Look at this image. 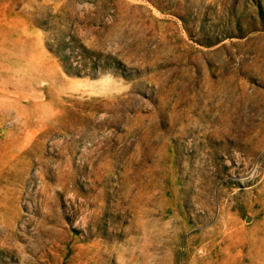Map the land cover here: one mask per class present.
I'll use <instances>...</instances> for the list:
<instances>
[{
    "label": "rangeland",
    "instance_id": "rangeland-1",
    "mask_svg": "<svg viewBox=\"0 0 264 264\" xmlns=\"http://www.w3.org/2000/svg\"><path fill=\"white\" fill-rule=\"evenodd\" d=\"M0 264H264V0H0Z\"/></svg>",
    "mask_w": 264,
    "mask_h": 264
}]
</instances>
